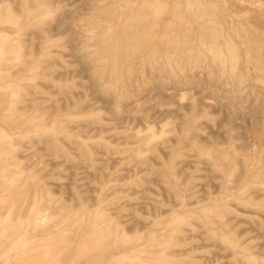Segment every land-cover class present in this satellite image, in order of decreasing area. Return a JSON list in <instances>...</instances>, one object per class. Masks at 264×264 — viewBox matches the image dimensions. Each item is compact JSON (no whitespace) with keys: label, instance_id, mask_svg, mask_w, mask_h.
<instances>
[{"label":"rangeland","instance_id":"374dc122","mask_svg":"<svg viewBox=\"0 0 264 264\" xmlns=\"http://www.w3.org/2000/svg\"><path fill=\"white\" fill-rule=\"evenodd\" d=\"M0 264H264V0H0Z\"/></svg>","mask_w":264,"mask_h":264}]
</instances>
